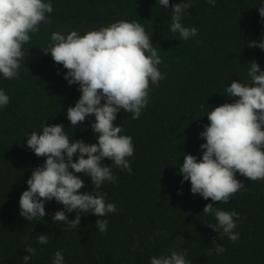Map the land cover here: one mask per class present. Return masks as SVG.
<instances>
[{"label":"trees","instance_id":"16d2710c","mask_svg":"<svg viewBox=\"0 0 264 264\" xmlns=\"http://www.w3.org/2000/svg\"><path fill=\"white\" fill-rule=\"evenodd\" d=\"M191 2L183 23L199 31L183 41L169 30L171 9L157 0H53L50 23L42 24L23 46L19 78H0V88L10 96L0 109V264H23L28 244L37 249L30 264H51L57 250L64 252L65 264H150L153 255L176 244L191 264H264V181L237 173L245 189L224 203L192 194L190 181L181 183L179 174L183 153L202 157L200 145L206 140L200 132L210 123L205 113L234 101L223 93L228 84L246 78L247 63L253 60L264 68V49L249 46L264 39L258 10L264 0H217L215 6L207 0ZM121 19L139 22L152 36L164 79L150 83L149 103L139 119L121 110L114 122L132 137L134 155L129 158L131 173L115 169L117 179L102 186L107 202L117 205L115 213L102 217L109 221L108 230L101 233L95 225L98 217L84 213L77 228L53 223L54 212L63 207L55 200L46 203L47 223L25 220L19 214L20 196L32 169L46 159L27 147L26 135L41 131L48 121L63 124L73 139L97 142L94 115L76 126L67 119L68 107L81 96L79 84L69 85L67 69L43 49L53 31L83 34ZM102 163L112 165L108 158ZM77 175L85 180L81 192L94 190L90 177ZM208 203L239 214L236 242L207 224L215 223L203 213ZM42 233L51 236L46 245L36 242ZM214 241L226 252H210Z\"/></svg>","mask_w":264,"mask_h":264},{"label":"clouds","instance_id":"9594fccd","mask_svg":"<svg viewBox=\"0 0 264 264\" xmlns=\"http://www.w3.org/2000/svg\"><path fill=\"white\" fill-rule=\"evenodd\" d=\"M215 6L217 0H207ZM164 9H171L169 30L180 40L188 41L198 35V28L185 26L184 16L192 7L191 0H157ZM264 19V3L258 7ZM54 11L53 0H0V78L18 79L22 66L23 46L31 42L42 24L50 23ZM249 46L264 49V39L251 41ZM44 53L67 69L64 78L69 85L79 84L80 98L67 109V119L72 126L88 117L96 143H86L82 138L73 139L63 124L42 125L41 131L26 135L27 147L44 162L32 169L27 180L28 188L19 200V214L25 220L36 219L47 223L46 203L55 200L62 205L53 214V223L66 228H77L80 213L98 217L95 225L101 233L108 230L109 213L117 211L115 203L107 202L102 186L117 179L114 170L132 172L129 158L134 155L131 136L122 134L123 125L115 124L117 114L124 110L132 119H139L150 99V83L158 85L164 79L159 66L162 57L154 47L144 26L137 21L121 19L107 26L85 31H53ZM247 77L232 81L223 92L235 98L233 102L209 108V124L200 137L202 157L183 153L179 163L181 183L190 181L191 193L205 200L227 203L231 196L244 188L237 173L252 181H264V68L253 60L247 63ZM103 101V103H102ZM10 102V96L0 88V109ZM204 114V115H205ZM78 156V159L74 157ZM105 158L112 165L102 163ZM91 178L93 191L85 187L81 175ZM182 193V189L179 190ZM75 211V218L68 213ZM203 213L212 216L215 223H207L232 242L239 239L236 231L239 214L223 210L208 203ZM64 230V228H63ZM49 233L37 238L39 245L50 241ZM214 254H223L226 247L214 241ZM23 264H30L37 249L26 245ZM186 251L179 244L170 246L159 256L153 255L150 264H191ZM51 264H65L62 250H57Z\"/></svg>","mask_w":264,"mask_h":264}]
</instances>
